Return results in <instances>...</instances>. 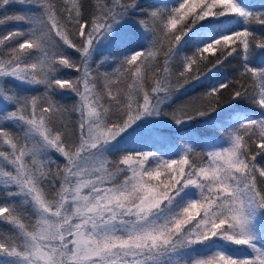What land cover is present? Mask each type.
Segmentation results:
<instances>
[{"label": "snow or ice", "instance_id": "1", "mask_svg": "<svg viewBox=\"0 0 264 264\" xmlns=\"http://www.w3.org/2000/svg\"><path fill=\"white\" fill-rule=\"evenodd\" d=\"M0 29V264H264V0H0Z\"/></svg>", "mask_w": 264, "mask_h": 264}, {"label": "trees", "instance_id": "2", "mask_svg": "<svg viewBox=\"0 0 264 264\" xmlns=\"http://www.w3.org/2000/svg\"><path fill=\"white\" fill-rule=\"evenodd\" d=\"M9 28L14 27V25H8ZM3 29H0V31H2ZM173 83H175V81H173ZM185 99V97H181V100ZM180 100H177L176 103H180Z\"/></svg>", "mask_w": 264, "mask_h": 264}]
</instances>
